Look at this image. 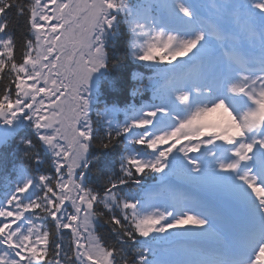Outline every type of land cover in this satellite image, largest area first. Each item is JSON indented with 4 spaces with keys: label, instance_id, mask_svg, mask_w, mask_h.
<instances>
[{
    "label": "rangeland",
    "instance_id": "rangeland-1",
    "mask_svg": "<svg viewBox=\"0 0 264 264\" xmlns=\"http://www.w3.org/2000/svg\"><path fill=\"white\" fill-rule=\"evenodd\" d=\"M43 1L44 3L37 2L33 8V17L31 18L33 45L27 52L22 66L15 69L18 97L12 104H10L11 101H6L0 105V133L2 136L8 135L19 122L24 125L29 121L37 131L45 148H57L55 159L57 165L63 169L58 168L55 164L53 170L57 171V183L54 187L56 196L45 206L52 212L56 210L54 218L56 221H60L65 229L78 231L76 238L80 239V242L77 243L75 252L80 264L83 261L86 264H90V262L95 264V259L101 260L99 261L101 264H107L106 254L100 253V249L92 242H89L90 244L85 247L91 234L89 236V232L84 233L83 230L88 231L90 227L93 203L89 201V197L81 193L79 184V180L82 179L79 170L85 167L86 152L81 148V143L86 136V131H81L78 128L79 123L82 122V114L75 110L74 104L69 101L83 97L86 93L85 88L83 89L84 93L81 91L84 85L92 86L96 83L104 61L102 41L114 31L117 18H120V21L131 33V43L135 50L132 53L142 57L157 50L159 59L164 62H169V58L176 60L179 54L192 56L196 50L201 51L202 40L197 33L184 38L160 33L154 27L142 22L138 15H142L141 12L144 8L140 4L133 3L131 5V3L125 2L115 6L114 0H107L110 2L106 3L105 0ZM158 1L168 9L172 18L179 19L186 16L180 0ZM174 53L176 55H173ZM137 58L136 55H133L132 59L135 61ZM144 60H148V58ZM62 89L66 95L58 97L65 101L62 100V103L58 105L56 93ZM44 101L45 104L58 109L57 113L60 115L58 132L48 134L42 126V117L39 116L46 108L39 106L38 103ZM178 104H182L184 108L181 110V118L179 117L177 121V116L168 111L167 106L156 109V112L158 111L172 121L164 128V131L169 129L172 132L173 129H176L166 135L164 133L155 135L161 143L167 142L180 131L182 136L177 137L178 141L183 138L185 141V137L198 139L202 131L212 130L213 126L225 134L239 132L234 124V119L228 117L219 108L212 107L209 100L207 102L202 100L200 103L198 100L191 107H187V104L181 103V101ZM146 116L138 115L129 122L137 127H144L143 132H145L146 126L151 127L155 123L153 119H148ZM21 117H26V119L21 121ZM76 119L78 120L74 121ZM247 121L249 123L250 119ZM105 122L112 127V115H107ZM158 129L159 127H156L153 130L158 131ZM143 136L148 138L146 134ZM243 138L240 140L241 143H244ZM64 139L66 142L61 144ZM142 139L143 137L138 138V143L145 145V153L151 156L149 161L143 165L146 166L145 168L154 167L164 174L159 185H165L163 182L166 181L167 173L175 172L178 175L176 184L186 185L185 181L192 183L190 188L197 186L199 190L208 191L206 194L218 202V204L215 203V207L210 203L195 207L190 201L200 203V200L194 199L192 193L182 197L177 192L171 191L173 196L168 194L171 199L169 204L156 205L149 209V212L155 213L154 216L147 214L143 219H140V212L136 211L135 207L131 206L127 210L128 217L134 222L130 220L139 226L140 233L146 238L159 241L167 236L166 232L171 231L186 236L183 237L186 239H180L179 245L172 244L173 247L175 246L173 249L176 250L163 249V259L170 264H209L218 260L214 254L220 252L219 256H222L224 251L233 250L228 246L227 238H229L230 219L234 216L242 220L247 218L259 221L262 225L261 228L264 229V187L258 185L248 170L238 165L239 169L233 173L232 166L227 165L225 159L220 160L217 156L215 158V154L207 152L199 161L196 159L190 161L181 152H169L170 147L166 148L168 157L172 160L173 156L177 155L179 161L176 163L171 161L169 164L162 165L159 164V161H162L160 155L153 160L152 156L159 154L160 149L164 147L157 146L156 140L149 142L147 139L142 142ZM124 158L133 160V163L140 166L134 155L129 154ZM210 167L214 169L210 172L207 171L208 173L205 172ZM25 189L27 188H23L25 195L33 196L30 188ZM85 194L87 195L86 192ZM17 195H13V200L10 202H3V207L7 210L10 209L11 212L7 214V211L3 209L2 214L0 213V234L10 246L20 251L18 257L21 255V258L18 260L15 256L8 255L6 249L3 250L0 247V251L3 253L0 252V264H23L29 262L32 257L33 249L27 247L23 231L20 229V217L23 210H20L19 201L21 200L16 198ZM226 197L237 201L234 211L231 209V205L226 202ZM108 201L111 202L110 199ZM25 205L24 203L23 206ZM29 205L30 203L27 204L28 208ZM68 205L70 207H67ZM129 206L126 205V207ZM123 207L125 206L123 205ZM236 208L238 209L236 210ZM29 209L31 210V208ZM120 213L122 214V211ZM190 219L195 221L189 222ZM156 220L160 227L157 226ZM25 226L27 225L24 223L22 228ZM229 241L235 247L240 248L231 239ZM260 254L264 256V248ZM104 256L106 257L104 258Z\"/></svg>",
    "mask_w": 264,
    "mask_h": 264
},
{
    "label": "trees",
    "instance_id": "trees-1",
    "mask_svg": "<svg viewBox=\"0 0 264 264\" xmlns=\"http://www.w3.org/2000/svg\"><path fill=\"white\" fill-rule=\"evenodd\" d=\"M128 1L114 0L113 3L116 6ZM34 6V0H0V35L7 43V50L0 56V105L6 101L12 104L16 97L15 69L22 66L33 45L31 18ZM102 42V71L93 86V97L96 98L88 105L83 103L81 112L87 130L81 127V131H86L85 137L89 138L84 186L93 202L90 228L101 251L109 255L110 264H146L148 251L143 243L138 242L141 238L137 227L123 205L126 201L129 203L128 200L138 191L133 183L148 185L158 174L151 166L145 168L142 163H138L140 166L136 164L135 169H128L124 161L120 163L123 135L105 125L99 112L107 107L122 109L130 104L137 105L144 100L147 97L143 89L145 78L155 72L154 65L133 61L130 32L120 18L115 20L114 31ZM41 145L29 127L15 129L7 142L0 146V170H5L12 162L10 168L23 169L32 178L53 176L50 157ZM43 223L47 229L48 247L35 264H76L72 233L55 228L46 217Z\"/></svg>",
    "mask_w": 264,
    "mask_h": 264
},
{
    "label": "water",
    "instance_id": "water-1",
    "mask_svg": "<svg viewBox=\"0 0 264 264\" xmlns=\"http://www.w3.org/2000/svg\"><path fill=\"white\" fill-rule=\"evenodd\" d=\"M46 123L47 126L50 128L53 125L54 121L52 119H46Z\"/></svg>",
    "mask_w": 264,
    "mask_h": 264
},
{
    "label": "bare ground",
    "instance_id": "bare-ground-1",
    "mask_svg": "<svg viewBox=\"0 0 264 264\" xmlns=\"http://www.w3.org/2000/svg\"><path fill=\"white\" fill-rule=\"evenodd\" d=\"M192 220H193V219H190L189 222H192ZM193 221H195V220H193ZM194 223H195V222H194ZM245 242H246V243H249V242L247 241V239H245Z\"/></svg>",
    "mask_w": 264,
    "mask_h": 264
}]
</instances>
